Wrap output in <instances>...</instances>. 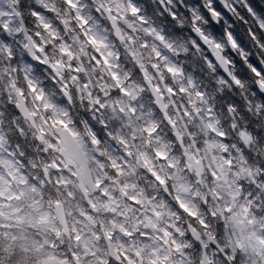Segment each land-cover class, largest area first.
I'll return each mask as SVG.
<instances>
[{
    "label": "clouds",
    "instance_id": "9594fccd",
    "mask_svg": "<svg viewBox=\"0 0 264 264\" xmlns=\"http://www.w3.org/2000/svg\"><path fill=\"white\" fill-rule=\"evenodd\" d=\"M0 264H264V0H0Z\"/></svg>",
    "mask_w": 264,
    "mask_h": 264
}]
</instances>
